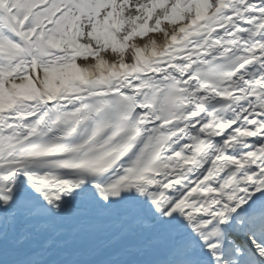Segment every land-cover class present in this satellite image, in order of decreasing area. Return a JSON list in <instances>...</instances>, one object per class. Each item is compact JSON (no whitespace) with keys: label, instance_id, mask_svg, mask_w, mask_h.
Segmentation results:
<instances>
[{"label":"snow or ice","instance_id":"obj_1","mask_svg":"<svg viewBox=\"0 0 264 264\" xmlns=\"http://www.w3.org/2000/svg\"><path fill=\"white\" fill-rule=\"evenodd\" d=\"M0 264H264V0H0Z\"/></svg>","mask_w":264,"mask_h":264}]
</instances>
